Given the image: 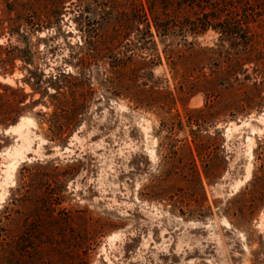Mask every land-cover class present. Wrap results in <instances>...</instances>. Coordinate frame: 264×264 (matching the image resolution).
<instances>
[{"label": "rangeland", "instance_id": "374dc122", "mask_svg": "<svg viewBox=\"0 0 264 264\" xmlns=\"http://www.w3.org/2000/svg\"><path fill=\"white\" fill-rule=\"evenodd\" d=\"M6 86L0 264H264V0H0Z\"/></svg>", "mask_w": 264, "mask_h": 264}, {"label": "trees", "instance_id": "16d2710c", "mask_svg": "<svg viewBox=\"0 0 264 264\" xmlns=\"http://www.w3.org/2000/svg\"><path fill=\"white\" fill-rule=\"evenodd\" d=\"M34 91V89H33ZM25 95L19 89L4 87L3 93L0 94V127H4L7 123L14 122L20 115L26 113L28 107L33 106V102L25 104ZM67 106V105H66ZM69 107L61 109L60 112H68ZM55 111L50 114V117L55 115ZM48 122L50 128H53L51 118Z\"/></svg>", "mask_w": 264, "mask_h": 264}, {"label": "bare ground", "instance_id": "6f19581e", "mask_svg": "<svg viewBox=\"0 0 264 264\" xmlns=\"http://www.w3.org/2000/svg\"><path fill=\"white\" fill-rule=\"evenodd\" d=\"M30 121V119H27V118H21L20 119V121H19V123L17 124V125H15V126H12V127H10L9 128V131H17V130H19V128L22 126V124L24 123V122H29ZM8 131V132H9ZM249 141L251 142V139H249ZM151 153H153V152H151Z\"/></svg>", "mask_w": 264, "mask_h": 264}, {"label": "water", "instance_id": "95a60500", "mask_svg": "<svg viewBox=\"0 0 264 264\" xmlns=\"http://www.w3.org/2000/svg\"><path fill=\"white\" fill-rule=\"evenodd\" d=\"M8 131H9V128L0 130V134H3V135L8 134L9 133Z\"/></svg>", "mask_w": 264, "mask_h": 264}]
</instances>
